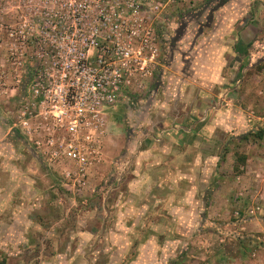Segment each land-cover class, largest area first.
<instances>
[{"label": "rangeland", "instance_id": "obj_1", "mask_svg": "<svg viewBox=\"0 0 264 264\" xmlns=\"http://www.w3.org/2000/svg\"><path fill=\"white\" fill-rule=\"evenodd\" d=\"M124 48L121 97L77 132L31 105L36 68ZM260 191L264 0H0V264H231Z\"/></svg>", "mask_w": 264, "mask_h": 264}, {"label": "built area", "instance_id": "obj_2", "mask_svg": "<svg viewBox=\"0 0 264 264\" xmlns=\"http://www.w3.org/2000/svg\"><path fill=\"white\" fill-rule=\"evenodd\" d=\"M92 45L98 46L95 40ZM131 54V49H119L116 56H123L124 62L118 67L112 57L98 56L92 61L85 51L75 49L70 57L60 56L54 61L51 69L57 74L50 75V79L43 73L47 71L45 67L36 68L30 86V95L34 99L31 105L52 107L51 113L66 125L68 132H77L82 125L89 124L87 121L92 114L98 116L99 112L118 102L131 77L134 60ZM67 153L81 165L87 161L73 144L68 145Z\"/></svg>", "mask_w": 264, "mask_h": 264}, {"label": "crops", "instance_id": "obj_3", "mask_svg": "<svg viewBox=\"0 0 264 264\" xmlns=\"http://www.w3.org/2000/svg\"><path fill=\"white\" fill-rule=\"evenodd\" d=\"M253 199H257L258 203L260 201L263 202L264 192L260 191L259 194H257V196H255ZM241 200L244 201L241 195H237L235 197L234 203L232 204V214L236 212L235 210L238 208H240V210L243 209V207H241L243 206L241 205V202L243 201ZM248 203H250V201ZM245 207L247 206L244 205V208ZM251 212L254 213L255 211L252 210ZM237 219L232 221L231 224L227 225L230 226L231 229L235 230V237L237 238L232 239L230 242H224V240H222L224 242L221 244L222 258L225 260H230L232 262L231 264H264V259H262L260 256L258 257V255L254 253L252 247V245L255 243L258 245L264 244V216L257 217V215H252L248 218ZM228 264H230V262Z\"/></svg>", "mask_w": 264, "mask_h": 264}]
</instances>
